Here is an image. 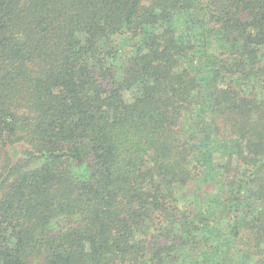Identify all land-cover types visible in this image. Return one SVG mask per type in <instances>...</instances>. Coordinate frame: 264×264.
Masks as SVG:
<instances>
[{
	"label": "trees",
	"instance_id": "16d2710c",
	"mask_svg": "<svg viewBox=\"0 0 264 264\" xmlns=\"http://www.w3.org/2000/svg\"><path fill=\"white\" fill-rule=\"evenodd\" d=\"M0 264H264V0H0Z\"/></svg>",
	"mask_w": 264,
	"mask_h": 264
}]
</instances>
